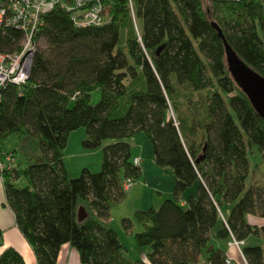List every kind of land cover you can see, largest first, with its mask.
Here are the masks:
<instances>
[{
  "label": "trees",
  "instance_id": "1",
  "mask_svg": "<svg viewBox=\"0 0 264 264\" xmlns=\"http://www.w3.org/2000/svg\"><path fill=\"white\" fill-rule=\"evenodd\" d=\"M100 3V25L76 27L71 11L59 5L46 13L33 41L45 36L56 56L36 50L27 82L0 90V151L9 134L25 131L41 148L22 174L15 168L3 180L4 204L37 264H57L66 243L81 264H200L202 258L225 264L224 250L209 246L213 238L232 237L260 239L244 243L242 253L247 264H264V225L247 221L249 213L264 217V188H246L249 153L256 148L264 155V113L237 74L246 69L264 78V0ZM22 38L13 27L0 32V50L17 49ZM181 83L205 91L201 118L194 122L173 114ZM96 89L100 97L93 104ZM80 127L86 128V148L113 142L102 145L99 171L83 169L71 178L63 153ZM139 134L155 163L169 167L175 179L172 197L134 212L143 225L134 234L142 254L131 258L104 220L124 197V181L142 176L132 161V140ZM21 175L26 185L17 184ZM81 206L87 213L82 220ZM123 222L130 227L132 218ZM0 264L27 263L7 246Z\"/></svg>",
  "mask_w": 264,
  "mask_h": 264
},
{
  "label": "rangeland",
  "instance_id": "2",
  "mask_svg": "<svg viewBox=\"0 0 264 264\" xmlns=\"http://www.w3.org/2000/svg\"><path fill=\"white\" fill-rule=\"evenodd\" d=\"M205 5L208 2L204 3ZM37 50H44L49 57H55L56 52L52 47L48 46L45 36H40L36 43ZM177 102L175 103L176 110L173 111L174 116H186L187 118L195 119L201 118L205 103V91L192 92L186 83H181L177 87ZM100 91L98 89L91 93V102L94 104L99 100ZM193 119V122H194ZM86 137V128L80 127L73 130L70 133L69 141L64 149L63 161L67 174L71 178L80 176L83 169L90 171H99L101 169L103 150L102 145L113 142L112 139L104 140L103 144L95 149L86 148L82 141ZM196 139L199 141L200 134ZM144 140L146 138L144 137ZM4 147L9 152H14L17 157L16 168L22 174L24 168L30 163L37 160V157L41 154V148L36 136L28 131L23 133H11L7 136L4 142ZM253 152L249 153L248 158L250 160L249 175L246 181V188L250 185H259L264 188V155L261 154L256 148H253ZM161 168H169L160 166ZM170 169V168H169ZM141 170V169H140ZM164 170V169H163ZM166 173V171H163ZM172 173V172H171ZM167 174V173H166ZM5 175V173H3ZM157 185L163 191H167L170 187V180L165 177L161 178ZM174 183V182H173ZM17 184L20 186L26 185V180L23 175L17 180ZM124 185V197L120 200H115L110 209V217L106 222V225L113 228L120 242L125 247V254L131 258H138L141 256V249L136 245L134 234L143 229V225L134 219V212L136 210H145L150 206L158 208L162 201L166 198H170L173 195L163 192L158 193L155 189L156 184L150 182L148 178L145 180L143 177L137 178V180L127 187ZM145 185V186H144ZM174 187V185H173ZM132 218V224L130 227H126L123 218ZM232 240V238L230 239ZM229 240V241H230ZM244 244V243H243ZM242 246L236 247L246 263V259L242 253ZM65 261L59 260L58 264H70L73 263V257L71 254L66 255Z\"/></svg>",
  "mask_w": 264,
  "mask_h": 264
},
{
  "label": "built area",
  "instance_id": "3",
  "mask_svg": "<svg viewBox=\"0 0 264 264\" xmlns=\"http://www.w3.org/2000/svg\"><path fill=\"white\" fill-rule=\"evenodd\" d=\"M71 11V19L76 27H88L102 24L104 8L100 0H1L0 1V32L10 27L22 31L23 38L19 47L12 51L0 50V90L8 85L22 86L29 78L33 56L37 50L34 36L44 25V15L55 6ZM133 164L140 166V155L133 156ZM17 166L16 156L9 151H0V180L3 173L12 172ZM124 183L129 187L134 183L127 178ZM243 240L232 237L230 245L240 247ZM225 264H231L229 258Z\"/></svg>",
  "mask_w": 264,
  "mask_h": 264
},
{
  "label": "crops",
  "instance_id": "4",
  "mask_svg": "<svg viewBox=\"0 0 264 264\" xmlns=\"http://www.w3.org/2000/svg\"><path fill=\"white\" fill-rule=\"evenodd\" d=\"M133 156L140 155L141 162L140 167L142 170V176L145 180L148 178L150 182L156 184V191L158 193L167 192V194H172V189L174 185V175L171 173L169 168H161L158 166L153 157V152L151 145L147 140H144V136L142 134L136 135L133 140ZM5 149V148H4ZM6 150V149H5ZM7 151V150H6ZM164 169V170H163ZM163 171H166L164 173ZM165 177L169 179L171 184L167 191H163L157 185H159V181L161 178ZM145 186V185H144ZM191 189H187L183 198L189 195ZM5 203V190L3 181L0 180V253L7 246H12L17 249L25 258L27 264H37V260L34 254V251L20 229L18 228L15 222V216L13 210L4 204ZM247 221L252 225L262 226L264 225V217L258 214H247ZM262 241L256 238H249L244 243L245 244H258ZM212 245L218 246L224 250L225 256L231 260V264H247L241 257L238 249L234 245H230L229 241L219 240L217 238H213ZM71 254L73 257V263L70 264H81L78 258L77 251L72 248L69 244H64L59 252L58 261L67 259ZM57 261V264H58ZM206 260L204 258L201 259L200 264H205ZM65 264V263H63Z\"/></svg>",
  "mask_w": 264,
  "mask_h": 264
},
{
  "label": "water",
  "instance_id": "5",
  "mask_svg": "<svg viewBox=\"0 0 264 264\" xmlns=\"http://www.w3.org/2000/svg\"><path fill=\"white\" fill-rule=\"evenodd\" d=\"M238 76L241 80V84L246 88L253 104L256 108L264 113V78L258 75H253L249 70H238ZM86 210L84 207H80L78 210V217L80 220L86 216ZM213 245L209 246L211 249Z\"/></svg>",
  "mask_w": 264,
  "mask_h": 264
}]
</instances>
